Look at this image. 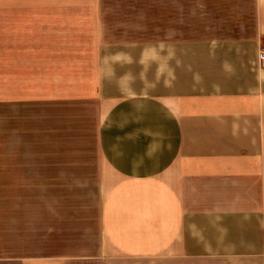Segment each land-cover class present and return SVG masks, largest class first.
<instances>
[{"label":"crops","instance_id":"1","mask_svg":"<svg viewBox=\"0 0 264 264\" xmlns=\"http://www.w3.org/2000/svg\"><path fill=\"white\" fill-rule=\"evenodd\" d=\"M262 46L264 0H0L12 152L97 188L0 206V264H264Z\"/></svg>","mask_w":264,"mask_h":264},{"label":"rangeland","instance_id":"2","mask_svg":"<svg viewBox=\"0 0 264 264\" xmlns=\"http://www.w3.org/2000/svg\"><path fill=\"white\" fill-rule=\"evenodd\" d=\"M4 37L7 61L9 52L17 49L19 37L17 34H6ZM8 110L9 104L0 105V206H5L4 219L7 222L12 219L13 211L9 209L13 205L19 208L27 204L88 201L97 197V188L91 186L94 176L89 172L57 174V165L54 167L56 170H52L49 166H43L46 164L43 160L17 161L16 146L12 152L10 114L6 113ZM54 163L57 164L58 160ZM43 171L55 174L43 175ZM126 171L133 173L142 170Z\"/></svg>","mask_w":264,"mask_h":264},{"label":"built area","instance_id":"3","mask_svg":"<svg viewBox=\"0 0 264 264\" xmlns=\"http://www.w3.org/2000/svg\"><path fill=\"white\" fill-rule=\"evenodd\" d=\"M258 60L260 61L261 66L264 67V46H262L259 50Z\"/></svg>","mask_w":264,"mask_h":264}]
</instances>
